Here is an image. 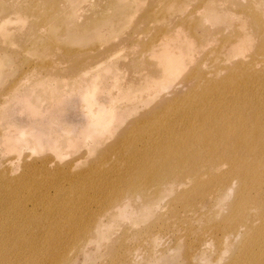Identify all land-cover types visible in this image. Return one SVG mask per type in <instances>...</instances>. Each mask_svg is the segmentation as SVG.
Returning <instances> with one entry per match:
<instances>
[{
	"label": "rangeland",
	"instance_id": "rangeland-1",
	"mask_svg": "<svg viewBox=\"0 0 264 264\" xmlns=\"http://www.w3.org/2000/svg\"><path fill=\"white\" fill-rule=\"evenodd\" d=\"M12 2L30 11L9 12ZM8 13L10 28H20L13 34L22 36L0 34V264H225L240 237L223 254L204 241L235 201L236 183L231 194L225 188L187 201L177 195L190 183L163 186L164 194L134 205L122 137L138 136L132 149L142 155L131 160L138 169L156 158V143L181 142L147 130L146 121L155 127L148 112L163 109L162 97L187 91L196 67L203 80H215L240 57H259L255 68L244 62L235 70L230 85L199 87L215 115L229 111L242 80L257 87L253 98L264 99V58L256 49L264 42V0L0 1V15ZM239 27L246 45L233 56ZM166 44L170 51L191 47L170 81L157 54ZM66 53L80 55L82 65L76 69ZM176 106L169 119L177 118ZM257 177L264 200V173Z\"/></svg>",
	"mask_w": 264,
	"mask_h": 264
},
{
	"label": "bare ground",
	"instance_id": "bare-ground-1",
	"mask_svg": "<svg viewBox=\"0 0 264 264\" xmlns=\"http://www.w3.org/2000/svg\"><path fill=\"white\" fill-rule=\"evenodd\" d=\"M9 6V12L18 15H25L26 11L30 9V7L21 6V4L15 2L9 3ZM233 15L235 16V14ZM12 20L15 19H12L9 13L4 16L0 15V34L3 35L2 38H8L7 33H11L12 37L13 35H17L19 38L22 36L13 34L20 28H10L9 23ZM240 32V40L237 43H230V53L233 56L238 54L240 46L246 45L244 40L247 36L246 31L241 28ZM165 40L163 38V41ZM167 42H162V44ZM169 47L170 45L166 44L161 48L162 50L159 49L163 53H157L158 55H164L162 62L166 72L165 81L171 80L168 76L175 72L179 65H183L182 56L183 54L187 56L191 49L187 45L182 47L178 45L175 50L173 49L174 51H170L174 46L171 49ZM256 49L257 53L263 54L264 58V42L261 41ZM47 50L48 47L46 46L40 53H46ZM150 51L154 52L151 49ZM77 55L66 53V57H63V59L68 58L74 61L73 64L77 69L82 65V62L75 58ZM240 58L224 67L225 71L221 72L224 77L221 79L203 80L201 77L203 72L200 68H193L194 71L186 78L189 88L184 92L185 95H183L184 93L178 94L177 91L173 93L171 98L162 97L164 99L159 102L163 104V109L160 112H148L150 117L156 119V121L155 127L152 123L146 121L147 130H154L159 136H180L182 141L173 143L171 148L165 149L160 148L161 143H156L154 145L156 158L145 160L143 162L145 165L141 169L136 168L131 163L134 157L142 155V152L132 149L135 147L138 136L133 138L122 137V140L126 139L128 145L125 152L127 168L124 176L129 182L127 192L129 197L133 199L132 204L134 205L135 198L141 197L142 201L148 204L156 195L164 194V188L171 190L175 185L185 186L190 183V185L179 191L181 195H177L179 198L183 196L187 201L194 193L201 195L207 193L206 196H209L214 195L219 189L225 188L231 194L236 183L235 201L229 207L230 209L228 208L229 211L223 214L214 226L208 227L211 240L209 242L204 241V243L213 241L216 247L219 248L220 253L223 254L226 247L229 250V247L232 246H228L229 239L236 240L240 237V244L228 257L229 260L225 264H264L263 187H261L257 177L259 173H264V99L253 98L252 96L256 93L257 87L253 84L250 86L244 85L245 80H242L237 84L239 86L243 85L242 93L246 95L242 96V93L240 95L234 94L229 111L215 115L213 112L207 111L211 103L205 104V101H202L203 98L206 99V94H203V88L199 87L200 85L228 86L237 79L238 74L235 73V70L242 71L244 62H251V64H254L253 68L260 62L257 59L259 57H251L249 61ZM261 61L263 64L264 59ZM183 67H181V70H183ZM245 71L248 72L249 68ZM198 74L200 76L199 82L197 80ZM193 88H195L194 91ZM175 97L178 99H174ZM172 103L177 104L175 107L176 119L168 118ZM199 104L201 109H199ZM190 108L193 110H189ZM188 113L190 116L186 117ZM179 126L185 127L186 132L182 135H179L175 129ZM115 145L117 144L115 143ZM145 171L150 174L147 176ZM120 205L121 200H117L112 207L110 204L107 205V209L111 207V210H113L119 208ZM118 213L123 214V210L118 209ZM124 214L127 215L125 212ZM93 231L95 229L89 231L91 235L94 234ZM208 245H211V243ZM188 252L189 250L186 254Z\"/></svg>",
	"mask_w": 264,
	"mask_h": 264
}]
</instances>
